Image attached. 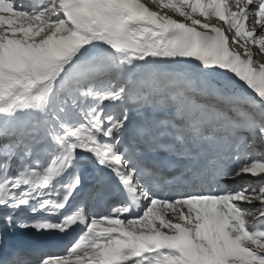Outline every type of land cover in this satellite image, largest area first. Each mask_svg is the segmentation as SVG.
<instances>
[{
	"label": "snow or ice",
	"instance_id": "6c2138e0",
	"mask_svg": "<svg viewBox=\"0 0 264 264\" xmlns=\"http://www.w3.org/2000/svg\"><path fill=\"white\" fill-rule=\"evenodd\" d=\"M250 45L264 0H0V264H264Z\"/></svg>",
	"mask_w": 264,
	"mask_h": 264
},
{
	"label": "rangeland",
	"instance_id": "374dc122",
	"mask_svg": "<svg viewBox=\"0 0 264 264\" xmlns=\"http://www.w3.org/2000/svg\"><path fill=\"white\" fill-rule=\"evenodd\" d=\"M145 3H148V0H144ZM151 6V5H149ZM251 26V25H250ZM251 48V50L256 53V55L254 56V59L258 60L259 62H264V54H260L259 53V49L256 46L250 45L249 46Z\"/></svg>",
	"mask_w": 264,
	"mask_h": 264
}]
</instances>
